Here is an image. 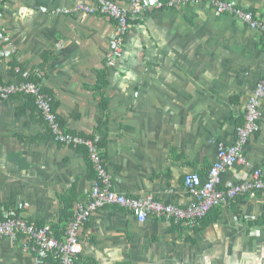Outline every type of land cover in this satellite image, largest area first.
Returning a JSON list of instances; mask_svg holds the SVG:
<instances>
[{"label": "crops", "instance_id": "0c3cea01", "mask_svg": "<svg viewBox=\"0 0 264 264\" xmlns=\"http://www.w3.org/2000/svg\"><path fill=\"white\" fill-rule=\"evenodd\" d=\"M78 1L92 0H0V30L11 47L7 55L0 52L1 82L17 80L14 62L28 75H41L68 131L97 136L99 147L105 143L100 149L116 191L187 206L186 175L207 176L220 144L235 142L264 77V31L218 14L206 2L134 18L123 55L107 67L109 109L103 115L94 88L106 68L115 22L51 13ZM121 1L129 6L130 0ZM229 1L264 23V0ZM45 53L50 61L41 70ZM34 103L27 96L0 99V207L54 227L61 225L64 195L74 189L77 201L86 202L93 177L87 149L56 142ZM99 119L105 121L100 130ZM245 151L264 175V100L260 130ZM239 171L223 173V184L237 181ZM81 239L76 264H264V197L244 196L215 208L196 230L155 216L140 222L134 213L108 206L92 216ZM0 264L38 263L21 237L0 242Z\"/></svg>", "mask_w": 264, "mask_h": 264}, {"label": "built area", "instance_id": "2783aa9c", "mask_svg": "<svg viewBox=\"0 0 264 264\" xmlns=\"http://www.w3.org/2000/svg\"><path fill=\"white\" fill-rule=\"evenodd\" d=\"M199 2L208 3L218 14H229L253 29L264 31V23L257 18L255 12L229 0H130L129 6L121 0H92L91 3L78 1L72 8H57L51 13L60 15L84 13L112 19L115 22V30L105 65L113 68L124 53L131 21L134 18L143 17L152 10ZM9 44V37L0 30L1 54L7 55L11 51ZM16 96H30L34 99L41 119L56 142L66 147L86 148L95 171L86 202L74 203L73 215L60 236H57L52 224H40L14 211H6V219L0 222V242L4 239L16 242L23 237L24 247L35 253L38 264H49L47 259L50 255H53L59 264H76L77 257L84 251L81 239L83 228L98 210L108 206H117L132 212L140 222L155 216L175 225L194 229L215 208L230 204L244 196L264 197L263 171L253 167L245 151L250 139L260 130L264 77L258 82L247 102L244 121L237 128L235 142L230 145L220 144L217 160L209 169L207 176L203 177L198 172L186 175L184 183L192 201L185 207L161 202L152 195L129 197L116 191L113 176L99 147L98 137L68 131L54 107V96L45 90L41 82L18 80L13 83L0 82V99L7 100ZM234 167L240 168L239 179L223 184V173Z\"/></svg>", "mask_w": 264, "mask_h": 264}, {"label": "trees", "instance_id": "16d2710c", "mask_svg": "<svg viewBox=\"0 0 264 264\" xmlns=\"http://www.w3.org/2000/svg\"><path fill=\"white\" fill-rule=\"evenodd\" d=\"M49 61H50V53H45L44 54V62L42 63V65L39 68L42 70L49 63ZM18 67H19L18 63L14 62L12 65V75L17 80L40 82L41 76L32 75V74L28 75L24 69L21 68L18 70ZM107 69L108 68L106 67L105 70L101 72V74L99 75L98 83L96 84V86L94 88L96 93H98V96L100 97L101 113L103 115H105L109 109V100L105 97V90L108 86ZM43 73H44V71H43ZM0 82H1V79H0ZM27 98L29 100V103H34V100L32 97L27 96ZM34 105H35V103H34ZM61 121L63 122L62 119H61ZM63 124H65V123L63 122ZM104 124H105V121L102 119H99L98 120V130H100V128ZM36 139L37 138H32L31 140H36ZM104 145H105V143H103V144L100 143L101 148H103ZM86 155H87V158L89 160V156L87 153H86ZM90 167H91V177H93V179H94L95 178V171L93 169L91 162H90ZM74 194H75V190L72 189L71 191L67 192V194L64 195V197L62 198L63 202H64V210H63V217L61 219V225H54V227H53L57 236H60L63 233V231L65 230L66 224L70 221V219L73 215V206H74V203L77 201ZM11 208L12 207H10V206L0 207V222L4 221L6 219L5 212L11 211ZM16 212L18 214V211H16ZM40 224H44V222H40ZM63 224H65V225L63 226ZM200 225H201V223H200ZM200 225H199V227H200ZM199 227L195 228V230L198 229ZM47 262L49 264H59L58 260L53 255H50V257L47 259Z\"/></svg>", "mask_w": 264, "mask_h": 264}]
</instances>
